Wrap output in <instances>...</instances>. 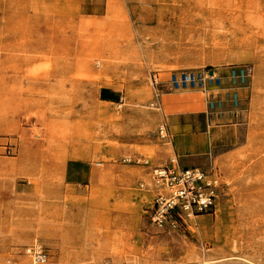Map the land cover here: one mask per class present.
<instances>
[{
    "label": "rangeland",
    "instance_id": "374dc122",
    "mask_svg": "<svg viewBox=\"0 0 264 264\" xmlns=\"http://www.w3.org/2000/svg\"><path fill=\"white\" fill-rule=\"evenodd\" d=\"M155 15L144 46L159 61L122 77L132 17ZM203 69L223 78L222 94L238 86L229 70L248 74L246 99L234 115L212 106L202 129L222 141L186 156L151 107V78ZM130 106L157 117L141 146L121 144ZM171 160L217 169L226 185L213 214L162 230L150 218L152 169ZM78 163L109 180L70 184ZM120 164L134 166L128 186ZM33 244L46 264H264V0H0V264H31Z\"/></svg>",
    "mask_w": 264,
    "mask_h": 264
},
{
    "label": "built area",
    "instance_id": "2783aa9c",
    "mask_svg": "<svg viewBox=\"0 0 264 264\" xmlns=\"http://www.w3.org/2000/svg\"><path fill=\"white\" fill-rule=\"evenodd\" d=\"M228 78L235 80L238 86L229 88L228 97H223L222 90L225 89L223 78L213 69L182 70L166 77L156 73L151 78L154 95L151 107L160 108L159 99L164 95L197 90L208 98L207 116L212 106L222 111L226 104L232 107L234 115L239 111L241 104L238 88H246L248 74L237 73L231 69L228 71ZM164 132L163 127L161 129L163 137ZM225 185L217 169L209 172L196 167H181L176 160L154 167L152 187L156 191V196L150 214L152 223L162 230L176 228L179 224L193 225L197 218L216 211ZM25 254L31 264H46L49 261V254L39 244L28 246Z\"/></svg>",
    "mask_w": 264,
    "mask_h": 264
},
{
    "label": "crops",
    "instance_id": "0c3cea01",
    "mask_svg": "<svg viewBox=\"0 0 264 264\" xmlns=\"http://www.w3.org/2000/svg\"><path fill=\"white\" fill-rule=\"evenodd\" d=\"M92 5V4H91ZM90 5V6H91ZM105 8L106 5L104 4ZM133 9V6H130ZM131 11V10H130ZM132 10V14H133ZM152 24L143 23L141 18L132 17V23L134 30L137 34V42H128L127 44L121 45V76L132 78L135 75H141L145 73V69L142 67L144 63L149 69L152 61L158 60L154 58L150 51L147 50L144 46V38L149 33L150 29L154 26H157V17L156 15L152 17ZM121 86V93L127 91V83L121 82L118 84ZM104 87L109 88L106 84ZM226 93V92H225ZM223 93V97H228V93ZM240 99L244 101L245 92L241 90L239 92ZM216 98V97H215ZM208 98L205 94L197 90L183 91L172 94H167L162 96L159 99L160 110L163 114L165 122H171L168 126L170 136L173 134L175 129L178 133L176 137H173L178 153L182 155H193L196 153L206 154L213 147V144L221 139L222 141V130H216L211 132V130L202 129V117L207 116ZM241 101V102H242ZM125 105L121 104L123 107ZM152 112L142 113L139 109L135 107H127L123 110V116L121 117V144L128 145L130 147L141 146V135L139 132L143 127H148L154 129L157 127V117L153 116ZM212 122V120H211ZM210 118H207V126L211 127ZM106 124L103 121L102 128L106 129ZM224 139V138H223ZM125 145V146H126ZM121 152H125V149H121ZM229 152L223 153L221 157H225ZM98 166H103V164H98ZM87 170L85 173L84 170ZM134 166L128 164H120L115 171L121 172L120 177H122V185L128 186L130 181V174H127L125 171L131 170ZM72 168V167H71ZM62 169V168H61ZM67 170V168H66ZM103 168H95L92 164L89 163H78L76 171H78L75 176V179L71 180L70 184L75 186H84L90 188L93 185L100 186L104 183L109 177L108 174H104L102 171ZM117 182H119L117 180ZM65 186L68 184L64 183ZM89 197V195H88ZM125 218V214H121V219Z\"/></svg>",
    "mask_w": 264,
    "mask_h": 264
},
{
    "label": "bare ground",
    "instance_id": "6f19581e",
    "mask_svg": "<svg viewBox=\"0 0 264 264\" xmlns=\"http://www.w3.org/2000/svg\"><path fill=\"white\" fill-rule=\"evenodd\" d=\"M205 264H207V263H205Z\"/></svg>",
    "mask_w": 264,
    "mask_h": 264
}]
</instances>
